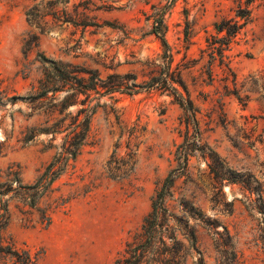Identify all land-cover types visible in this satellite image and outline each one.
<instances>
[{"label": "rangeland", "instance_id": "rangeland-1", "mask_svg": "<svg viewBox=\"0 0 264 264\" xmlns=\"http://www.w3.org/2000/svg\"><path fill=\"white\" fill-rule=\"evenodd\" d=\"M38 1L0 0V89L27 95L40 74L41 55L98 69L102 76L131 72L136 82L148 81L156 73H150L147 63L159 61L165 50L159 31L172 54V67L180 71L198 110L203 141L264 182L258 166L264 160V0L249 5L250 19L224 51L222 64L219 55L210 56L207 38L220 36L214 23L236 18L245 0H58L59 10L92 25L65 23L44 33L25 16ZM34 33L37 43L26 50L25 40ZM177 88L187 95L180 85ZM112 104V112L99 108L94 114L88 143L74 168L57 183L61 192L76 189L80 195L55 211L46 228L19 218L9 226L19 246L42 251L40 264H112L150 211L158 183L176 165L185 123L170 90L136 87L131 93L116 92ZM35 123L34 111L22 100L0 108V170L18 165L24 179L31 181L49 160L43 135L23 142ZM113 151L118 157L132 154L135 167L129 176L106 175L104 166ZM188 166L193 182L185 185L180 179L179 190L194 195L219 232L198 229L206 264H264V232L258 215L244 204L247 191L237 184L219 191L196 153ZM223 227L232 236V248L217 245L227 242Z\"/></svg>", "mask_w": 264, "mask_h": 264}, {"label": "trees", "instance_id": "trees-1", "mask_svg": "<svg viewBox=\"0 0 264 264\" xmlns=\"http://www.w3.org/2000/svg\"><path fill=\"white\" fill-rule=\"evenodd\" d=\"M255 0H245L238 6L236 18H225L214 23L217 34L207 38L210 56L219 55L220 64L224 51L232 39L249 21ZM58 0H40L25 12L26 20L40 33L49 32L53 27L72 23L86 27L91 22L73 20L66 10H59ZM64 2H67L64 0ZM165 47L159 61L147 63L152 67L150 79L136 82L137 75L131 72L113 71L105 76L98 69L71 61L41 55L40 74L34 80L27 95H10L0 89V108L18 100L25 102L34 111L37 123L24 137L27 143L40 135L46 138L43 150L51 151L49 160L42 165L31 181L24 179L18 165H10L0 170V264H40L42 251L32 253L29 248L19 246L9 232L14 219L19 218L28 225L46 228L58 209L65 208L71 199L80 195L76 189L61 192L58 181L74 163L81 150L91 137V121L99 108L114 110L112 100L116 92L159 88L170 90L184 111L185 135L177 147L176 165L158 183L151 196V209L140 226L125 241L123 249L112 264H206L198 244L199 227L213 234L216 222L205 217L196 205L194 195L179 190L178 181L187 185L192 183L189 172V157L194 155L203 159L215 183L222 190L224 185L237 184L247 191L244 204L254 216L258 215L264 232V182L256 178L247 167H235L225 157L203 141L202 132L196 116L198 110L188 95L180 71L172 67V54L164 36L158 31ZM38 36L30 34L25 40L29 50L37 43ZM106 68L114 69L113 66ZM231 71L230 68L228 69ZM233 81H235V75ZM209 78L212 79L211 71ZM227 79V76L224 78ZM180 85L186 92L184 96L177 88ZM192 129V130H191ZM241 142L236 145L239 149ZM255 142H249L254 146ZM259 173L264 178V160L258 162ZM135 167L132 154L118 157L115 151L106 161L104 171L112 179L129 176ZM223 235L227 242L218 241V246H230L232 236L226 227ZM233 250V249H232ZM235 255V252L233 251Z\"/></svg>", "mask_w": 264, "mask_h": 264}]
</instances>
